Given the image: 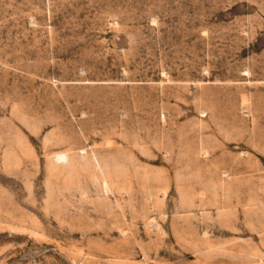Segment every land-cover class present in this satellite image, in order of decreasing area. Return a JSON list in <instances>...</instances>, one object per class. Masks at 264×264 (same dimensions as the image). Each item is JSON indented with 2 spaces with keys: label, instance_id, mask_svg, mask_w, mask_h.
<instances>
[{
  "label": "rangeland",
  "instance_id": "rangeland-1",
  "mask_svg": "<svg viewBox=\"0 0 264 264\" xmlns=\"http://www.w3.org/2000/svg\"><path fill=\"white\" fill-rule=\"evenodd\" d=\"M0 264H264V0H0Z\"/></svg>",
  "mask_w": 264,
  "mask_h": 264
}]
</instances>
